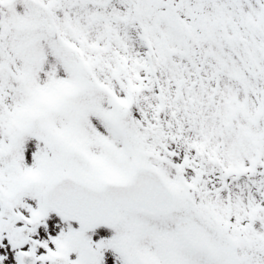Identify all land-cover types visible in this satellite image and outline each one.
<instances>
[{
    "label": "snow or ice",
    "instance_id": "snow-or-ice-1",
    "mask_svg": "<svg viewBox=\"0 0 264 264\" xmlns=\"http://www.w3.org/2000/svg\"><path fill=\"white\" fill-rule=\"evenodd\" d=\"M0 264H264V0H0Z\"/></svg>",
    "mask_w": 264,
    "mask_h": 264
}]
</instances>
